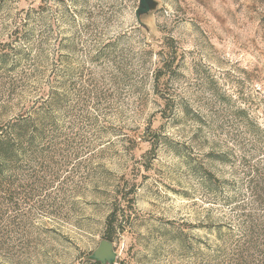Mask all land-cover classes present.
<instances>
[{"label":"rangeland","instance_id":"rangeland-1","mask_svg":"<svg viewBox=\"0 0 264 264\" xmlns=\"http://www.w3.org/2000/svg\"><path fill=\"white\" fill-rule=\"evenodd\" d=\"M139 6L0 0V264H264V0Z\"/></svg>","mask_w":264,"mask_h":264},{"label":"water","instance_id":"water-1","mask_svg":"<svg viewBox=\"0 0 264 264\" xmlns=\"http://www.w3.org/2000/svg\"><path fill=\"white\" fill-rule=\"evenodd\" d=\"M150 10V0H140L139 12H148Z\"/></svg>","mask_w":264,"mask_h":264},{"label":"trees","instance_id":"trees-1","mask_svg":"<svg viewBox=\"0 0 264 264\" xmlns=\"http://www.w3.org/2000/svg\"><path fill=\"white\" fill-rule=\"evenodd\" d=\"M254 187L257 188V185H255ZM111 216H113V218L108 223V229H109L108 233L114 229V223L116 222V214L113 213ZM108 233H107V238L111 240L112 236Z\"/></svg>","mask_w":264,"mask_h":264}]
</instances>
